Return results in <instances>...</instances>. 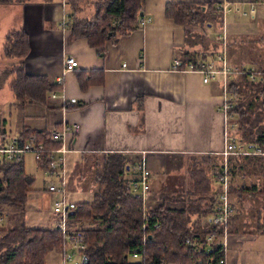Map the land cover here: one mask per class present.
Returning <instances> with one entry per match:
<instances>
[{"label":"crops","instance_id":"obj_1","mask_svg":"<svg viewBox=\"0 0 264 264\" xmlns=\"http://www.w3.org/2000/svg\"><path fill=\"white\" fill-rule=\"evenodd\" d=\"M225 2L229 3L226 33L254 34L263 41L264 0H144L140 14L145 23L116 43L108 40L100 48L90 47L85 39L70 40V31L62 25L65 7L61 0L0 4V71L7 66L10 69L13 63L4 52L8 34L23 30L28 39L24 72L45 77L48 84L55 86V97L48 95L40 105L26 102L18 106L9 88L12 75L0 84V91L7 103L20 107L30 117L26 122L16 121L11 134H20L24 128L50 132L63 125L76 127V133H68L62 144L67 150L64 183L70 203L91 202V196L89 200L81 198L85 192L93 194L89 180L85 183L84 172L95 169L96 177L95 172H100L109 155L121 157L128 168V181L134 177L133 166L146 165L150 199L157 206L165 204L172 209L185 205L196 170H204L211 189L217 188L213 171L226 161L234 214L225 264H264V239L260 238L264 236V179L259 172L264 157L224 159L219 153L223 148L219 107L226 94L221 75L203 83L198 72L172 68L176 60L185 59V53H195V61H201V53L207 49L196 42L191 45L199 52L184 51L188 35L184 26L165 17L166 4L202 6L218 15L212 18L220 25ZM250 9H254L253 17L248 14ZM244 16L253 22L252 26L239 23ZM180 48V56L173 58ZM209 48L216 49V55L218 49ZM229 55L227 51L229 67L240 69L242 66ZM70 57L78 64L74 70L65 71L64 61ZM260 63L262 66L264 60ZM81 73L86 74L83 78L94 73L92 83L84 90L78 84ZM1 132L9 134L5 128ZM190 220L192 226L198 224L196 215H190ZM44 262L63 264V256L49 252Z\"/></svg>","mask_w":264,"mask_h":264},{"label":"trees","instance_id":"obj_2","mask_svg":"<svg viewBox=\"0 0 264 264\" xmlns=\"http://www.w3.org/2000/svg\"><path fill=\"white\" fill-rule=\"evenodd\" d=\"M28 1L0 0V4ZM80 1H65V5L67 2L70 6V11L68 12L66 6L64 21L72 41L85 39L90 47L100 48L106 41L112 40L116 43L120 37L127 36L141 27L140 13L144 0H98L93 5L94 14L89 19L77 16L76 7ZM165 17L175 24L184 26L187 33L188 25L202 26V23L206 22L205 19L210 17V12L209 9H203L202 6L195 4L168 3L165 6ZM4 52L7 58L19 60V67L9 70L8 76L5 77L7 79L13 76L9 88L18 106L26 102L44 104L55 86L48 84L43 76L28 75L24 72L23 61L28 54L26 33L23 30L9 33ZM99 54L104 55L103 51ZM201 54V61L202 59L207 61L205 55L216 59L213 51L206 50ZM196 55L185 53V59H181L179 69L185 68V60L196 63ZM263 69L264 64L257 70ZM94 73L87 74L85 78H83L85 73L79 74L81 76L78 84L81 89L84 90L92 83L91 76ZM243 88L247 90L244 95L252 96L253 99H247L249 102L245 108L239 102L234 103L233 114L238 121L235 135L247 146L263 147L264 118L259 112L264 109L256 110L257 115H254L253 109L250 111L252 114H248V110L256 101H260L264 108L262 99L264 76H258L255 81H250L246 75H236L226 85V91L232 96L233 101H235L233 97L241 94ZM49 133L24 128L19 135L21 138L35 136L47 152L61 145L60 140L50 141ZM227 167L229 171V166ZM259 169L264 179V165H259ZM0 170L3 172V178L0 179V204L8 202L23 206L27 200L28 188L33 182L26 174L23 160L3 161ZM125 175L126 165L121 157L116 154L107 156L100 172H96L97 190L91 202L76 204L75 209L67 214L70 226L83 221H89L93 225L90 229L80 230L83 235L81 255L87 258V264H147L148 261L152 264H219V261L224 260L225 251L222 245L212 244L206 252L197 251L194 247L186 245L188 240L193 239L205 243L207 235L210 234L216 240L222 237V228L209 222L210 216L215 213L220 187L218 185L214 190L211 189L210 179L204 170L192 173L194 183L182 208L172 209L165 204L149 208L147 222L142 220L141 202L133 198ZM228 193L231 194L230 187ZM261 193L264 194V189ZM0 210L2 211V208ZM193 214L197 216L196 226H192L190 222V215ZM155 223H159L157 229L153 228ZM65 245L66 240L57 230L27 227L19 223L2 231L0 264H44V258L49 252L60 253ZM133 252L139 254L138 260L130 257Z\"/></svg>","mask_w":264,"mask_h":264},{"label":"built area","instance_id":"obj_3","mask_svg":"<svg viewBox=\"0 0 264 264\" xmlns=\"http://www.w3.org/2000/svg\"><path fill=\"white\" fill-rule=\"evenodd\" d=\"M228 2L222 4L221 9L223 11V17L221 21V31L218 37H215V41L218 43V53L216 55L215 64L213 61H196L193 62L186 61L185 68L186 71H195L202 74V82L208 83L216 79V76L221 75L222 87L225 91L224 99L220 105V111L223 122V148L220 155L225 159L228 156H264V146L255 147L247 146L242 141L237 139L235 135V129L237 124L234 120L235 115L233 114L234 102L226 91V85L232 77L236 75H246L250 81H255L258 76H264V69L259 71L257 69H232L227 64L226 60V23L225 14L229 12ZM248 14L250 17L254 16V9H250ZM145 23L142 18L140 20L141 26ZM65 21H62V25ZM77 61L74 58H68L64 61L65 71H72L77 66ZM125 67V65H123ZM181 66V61H175L172 68L179 70ZM54 98L55 95L50 96ZM3 132L0 130V164L3 161H11L13 159L17 161L23 160V155L29 153L33 156L34 162L37 167L45 170L51 179L47 185V191L53 196V203L50 205V210L58 216V222L52 230H57L66 240V245L62 250L63 264H81V250L83 249V235L80 230L76 228H70L68 224L65 225V221L68 219L67 214L71 213L76 207V204L70 203L66 200V189H65V154L67 150L63 147L64 137L68 133H76V127L63 125L59 129H54L49 133L50 141H61L60 147L56 149H50L46 152L44 145L37 141L35 136H28L27 138H21L19 134H11L8 136L2 135ZM24 162V160H23ZM131 173L134 177L129 181L130 190L133 198L140 200L142 220L143 222L148 221L147 211L149 208L157 207L156 203L150 199L149 193V179L150 172L146 165L139 164L135 165L131 169ZM213 177L215 181L219 184L220 193L216 199L215 213L209 218V222L213 225H218L222 228V237L220 240H216L213 235H207L205 243H201L199 240L193 239L186 242L187 246L194 247L197 251L203 250L207 251V248L212 245H222L223 248L227 247V241L229 236V226L230 219L234 214V208L232 207L229 199V171L226 161L213 171ZM3 178V172L0 170V179ZM151 200V201H150ZM3 211L0 210V237L2 231L7 229L4 225ZM159 223L153 224V228L157 229ZM146 240H143L145 243ZM77 255L76 260L73 261ZM134 260L140 258L139 254L133 252L130 256ZM147 264H152L148 261ZM219 264H225V260L219 261Z\"/></svg>","mask_w":264,"mask_h":264},{"label":"rangeland","instance_id":"obj_4","mask_svg":"<svg viewBox=\"0 0 264 264\" xmlns=\"http://www.w3.org/2000/svg\"><path fill=\"white\" fill-rule=\"evenodd\" d=\"M65 1L67 0H61V3H63V7H65L64 13L66 11V6H67L68 12L70 11V6L67 4V2L65 5ZM97 1L98 0H81L80 2H77L78 4V6L76 7L78 8L77 16H79V18H82V19L91 18L94 14L93 5ZM210 15H213V14H210ZM217 16L218 15L207 17L205 19L206 22L204 24L202 23V26L198 28L196 27V29L193 28L192 25L187 26L188 36L186 38L188 40V43H187V47L185 48L186 50L184 51L190 50L189 52H199L200 50L193 49V46L191 45L192 43H196V42L200 43L202 46H204L205 49L209 51L216 50V49L209 48L210 46L218 49L219 45L215 41V37H218L221 31L222 23L219 25V22L218 21L215 22L216 19L214 20L212 18V17L215 18ZM64 18H65V14H64ZM239 23L240 24L242 23L244 27L253 25V22L250 21L247 16L241 17L239 20ZM239 27L240 25H238V28ZM194 31L195 33L193 34ZM225 44H226L225 48H226L227 64L229 60L227 56V51L229 52L230 54L229 56L232 58V61L236 62L237 65L242 66L241 69H258L259 68L258 66L261 64L260 62L264 60V40L262 41V40L257 39V36L255 37L254 34L245 35V34H238V32L234 36H229L227 34ZM181 52H182V49L181 48L180 50L178 49L176 54L174 52L173 58L180 56ZM11 61L13 63L12 65H10L11 68L9 66L10 69H6L8 68L7 66L3 69V71H0V84H3L4 80L6 79L5 77L8 76V72H10L9 70L14 69L15 67H19L18 66L19 60H17L16 58H13L11 59ZM238 81L239 79L236 80V82ZM241 87H243V85ZM242 91L243 92L241 94L236 95V97H233V98L235 100L234 101L235 104L239 102V104L242 105L243 108H245L246 103L249 102L247 99H253V97L244 95L247 92V90H244V88ZM52 94L54 93L51 92L49 94V97ZM262 99L264 100V95L262 96ZM252 109H253V112L255 113L254 115H257L256 110L260 111V109H264V108H262L260 101H256L254 103V106H251L250 110H248V114L251 113L250 111ZM26 113H27L26 111H23V110L21 111L20 107L7 103V99L4 96V92L0 91V129L1 130L5 128L8 131L9 135H11V132H13L12 130L16 129L15 128L16 121L22 120L26 122L27 120H29L30 117L26 116ZM259 113H260V116L264 118V110L263 111L261 110ZM234 120L238 126V121L236 119V116L234 117ZM251 157H254V156H251ZM23 160L25 164L26 174L31 179H33V182L28 188L29 191L27 192V200L23 206L13 205L8 202H3L2 204H0V208H2V211H3L2 216L4 218V225L7 227V229L14 227L15 225L19 223L24 224L25 226H28V227L53 229L56 225L55 222H58L57 221L58 216L50 210V205L53 203V196L47 191V185L50 182V180H53V179H51L50 176L47 175L45 170L37 169L33 156L31 154L25 153L23 155ZM64 160H65L64 172L66 174V156ZM93 171H95V169ZM93 171L84 172V177L83 176L82 177L85 179V183L87 184L89 180L88 185H90L92 192L94 194V192L97 190V185L95 183V176H94ZM229 180H230V176H229ZM179 183H180L179 186H181L182 181L179 180ZM218 185L219 184H217L216 186ZM65 189H66V186H65ZM149 189H150V186H149ZM228 192H229V188H228ZM149 193H150V190H149ZM93 194L85 192L81 195V198L82 196H84V199L82 200H89L90 196L92 199ZM152 201L155 202L154 200ZM76 202H77L76 204H81V202L83 201L80 200ZM66 224L67 225L69 224L68 219L65 221V225ZM92 226H93L92 223H90L89 221H83V222L77 223V225L76 224L71 225L70 228H76L77 230L82 231L84 229H90ZM260 238L264 239V236L262 235L260 236ZM226 246L228 247V241H227ZM227 247L224 248V251L227 250ZM52 252H56V251H52ZM60 254L63 255L62 252H60ZM76 258H77V255H75V258H73V261L76 260ZM224 260H225V257H224ZM65 262L66 264H68L67 261ZM44 264H46V262H44Z\"/></svg>","mask_w":264,"mask_h":264},{"label":"water","instance_id":"obj_5","mask_svg":"<svg viewBox=\"0 0 264 264\" xmlns=\"http://www.w3.org/2000/svg\"><path fill=\"white\" fill-rule=\"evenodd\" d=\"M127 168V167H126ZM128 169V168H127ZM88 263V260L85 256H82V259H81V264H87Z\"/></svg>","mask_w":264,"mask_h":264}]
</instances>
